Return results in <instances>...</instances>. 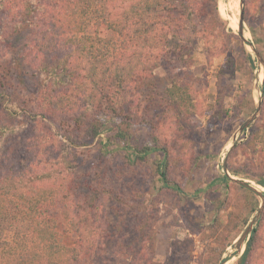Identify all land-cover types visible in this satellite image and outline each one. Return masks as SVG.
I'll return each mask as SVG.
<instances>
[{
  "label": "trees",
  "instance_id": "16d2710c",
  "mask_svg": "<svg viewBox=\"0 0 264 264\" xmlns=\"http://www.w3.org/2000/svg\"><path fill=\"white\" fill-rule=\"evenodd\" d=\"M0 12L11 16L8 36L22 40L24 32L31 34L38 74L25 98L18 83L27 76L18 78L16 69L26 57L14 51L9 58L0 55V264H102L97 257L104 236L95 232L96 221L90 224L94 230L88 225L96 188L87 187L88 197H81L78 153L97 141L107 152L114 144L134 149L130 163L161 151L164 158L156 164L163 186L198 198L200 190L189 194L170 178L169 149L158 138L142 146L130 143L123 127L132 124L129 95L135 91L153 104L161 99L166 112L183 118L195 106L183 80L197 49L241 39L227 29L218 0H0ZM235 66L228 59L227 67ZM160 67H170L162 89ZM112 122L115 133L102 142ZM240 145L255 157L229 162L230 171L264 187V123L253 122ZM225 179L232 180L227 174ZM258 231L253 228L239 264L246 263ZM224 251L219 249L217 264L229 260L222 259Z\"/></svg>",
  "mask_w": 264,
  "mask_h": 264
},
{
  "label": "rangeland",
  "instance_id": "374dc122",
  "mask_svg": "<svg viewBox=\"0 0 264 264\" xmlns=\"http://www.w3.org/2000/svg\"><path fill=\"white\" fill-rule=\"evenodd\" d=\"M218 8L227 29L241 40L218 41L210 47L201 44L197 49L196 62L185 70L183 80L192 88L193 112L176 118L166 112L161 99L153 104L151 97L143 100L130 88L134 94L129 95L132 102L128 103L132 124L123 125L133 146L152 143L155 137L166 145L170 178L189 194L200 190V196L188 199L163 186L156 164L164 158L161 151L130 163L128 155L134 149L114 144L107 152L97 141L78 153L82 166L76 179L83 185L78 187L81 197H88L87 187L96 188V209L87 207L88 225L96 221L95 232L104 236L105 244L100 243L97 257L102 264H217L222 247V259L229 260L219 264H239L253 229L240 251L238 243L252 224L259 231L245 264H264V206L260 210L263 200L259 195L264 194V187L254 179L232 173L228 164L243 163L249 154L255 157L240 143L246 141L253 122L264 123V66L251 46L264 59V0H245V39L239 35L240 0H218ZM10 18L0 12V55L9 58L14 51L26 57L20 62L22 67L17 65L16 73L18 78L27 76L18 85L23 97L28 98L38 81L29 51L31 34L24 32L22 40L8 36ZM228 59L235 60L236 66L227 67ZM168 69L160 67L156 71L161 89L166 87ZM144 88L139 86L142 92ZM260 101V112L240 133L239 128L254 115ZM112 123L100 135L102 142L115 133L112 126L116 122ZM226 174L252 185L257 189L255 195L242 184L227 181ZM4 235L9 239L11 232L6 230Z\"/></svg>",
  "mask_w": 264,
  "mask_h": 264
},
{
  "label": "water",
  "instance_id": "95a60500",
  "mask_svg": "<svg viewBox=\"0 0 264 264\" xmlns=\"http://www.w3.org/2000/svg\"><path fill=\"white\" fill-rule=\"evenodd\" d=\"M244 4H245V0H240L239 35L242 38L245 39V37H244V33H245V26H244V24H245V18H244L245 8H244ZM251 46H252L254 52L256 53V55L258 56L260 62L264 66V59L262 58L260 52L253 45H251ZM262 84L264 85V78H263ZM261 106H262V104H261V101H260L258 103V105H257V111L254 113V115H252V117H250L249 119H247V121L239 128V132L240 133L244 132L249 127V125L251 124V122L255 119V117L260 112ZM232 180H234L235 182L240 183L242 185H247L248 187H251L252 189H254L255 191H257V189H255L252 185L248 184L245 181H241V180L233 179V178H232ZM259 195L262 197V200H263V205H262V207L260 209V210H262V208L264 206V194L259 193ZM252 229H253V224L248 228V230L245 232V234L243 235V237L240 239V241L238 243L239 251L241 249L242 243L245 242V240L247 238V235L249 234V232H251Z\"/></svg>",
  "mask_w": 264,
  "mask_h": 264
}]
</instances>
